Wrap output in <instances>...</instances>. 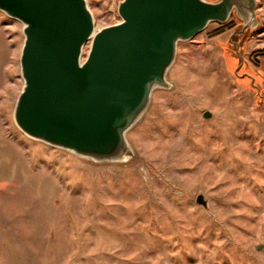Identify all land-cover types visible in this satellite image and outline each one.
Masks as SVG:
<instances>
[{"label":"rangeland","instance_id":"rangeland-1","mask_svg":"<svg viewBox=\"0 0 264 264\" xmlns=\"http://www.w3.org/2000/svg\"><path fill=\"white\" fill-rule=\"evenodd\" d=\"M86 1L95 31L119 22L120 0ZM254 13L179 42L130 155L95 162L14 125L22 25L0 12V264H264V0Z\"/></svg>","mask_w":264,"mask_h":264},{"label":"water","instance_id":"water-1","mask_svg":"<svg viewBox=\"0 0 264 264\" xmlns=\"http://www.w3.org/2000/svg\"><path fill=\"white\" fill-rule=\"evenodd\" d=\"M254 6L255 0H120L119 22L95 31L86 0H0V12L22 25L14 125L81 158L121 161L130 155L126 133L152 92L169 88L177 44L211 22H226L232 11L243 20L242 32L255 22ZM195 202L206 206L202 195Z\"/></svg>","mask_w":264,"mask_h":264},{"label":"built area","instance_id":"built-area-1","mask_svg":"<svg viewBox=\"0 0 264 264\" xmlns=\"http://www.w3.org/2000/svg\"><path fill=\"white\" fill-rule=\"evenodd\" d=\"M96 30H99V28H98V29H96Z\"/></svg>","mask_w":264,"mask_h":264}]
</instances>
